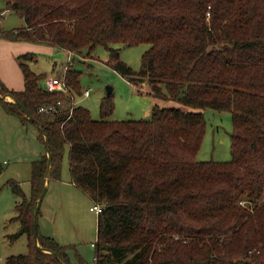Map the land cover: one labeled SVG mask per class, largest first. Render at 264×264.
<instances>
[{
    "label": "trees",
    "instance_id": "trees-1",
    "mask_svg": "<svg viewBox=\"0 0 264 264\" xmlns=\"http://www.w3.org/2000/svg\"><path fill=\"white\" fill-rule=\"evenodd\" d=\"M5 7L0 17L12 10L25 25L1 36L87 56L104 46L109 56L101 60L131 83L147 82L154 98L230 112L233 125L232 159L200 161L201 111L155 105L148 120H113L109 95L99 120L81 105L70 118L45 115L41 105L66 95L48 91L46 74L20 61L24 90L0 80V95L19 100L36 122L15 101L0 97V106L38 126L52 160L48 170L46 150L31 162L29 197L11 182L23 196L16 236H28L29 250L6 264H71L67 246L34 236L38 199L47 177L60 180L66 145L71 182L103 206L95 264H264V0H7ZM116 43L151 45L139 71L121 60ZM80 75L69 67L66 80L83 95ZM241 197L258 203L241 207Z\"/></svg>",
    "mask_w": 264,
    "mask_h": 264
},
{
    "label": "rangeland",
    "instance_id": "rangeland-1",
    "mask_svg": "<svg viewBox=\"0 0 264 264\" xmlns=\"http://www.w3.org/2000/svg\"><path fill=\"white\" fill-rule=\"evenodd\" d=\"M7 0H0V10L5 9ZM208 12V18L209 16ZM25 20L15 11L4 10L0 17V31H11L23 27ZM143 43L125 46L120 43L112 47L119 49L120 58L133 70L139 71L142 56L150 48ZM26 54L32 58L23 59ZM109 50L98 46L91 56L85 53L67 52L43 42L11 40L0 35V80L12 91H23L25 79L20 61H25L34 71L46 76H62L64 67L80 72L82 91L90 89V95H75L77 105L89 109L92 119L99 120L100 105L106 98L108 87L114 104L113 120H148L153 107H178L185 111H201L206 119V133L196 159L200 161H229L232 159V114L210 108L193 109L177 101L156 99L147 91V82L131 83L126 77L106 65ZM70 58V59H69ZM67 69V72H68ZM66 72V76H67ZM46 79V77H45ZM45 79L41 84L45 87ZM7 101H14L7 95ZM39 128L29 122L24 124L17 116L0 106V162L4 172L0 176V264H6L10 255L27 253L29 238L26 234L16 236L21 222L16 217V205L23 196L14 191L11 182L16 181L26 196H30L31 162L45 153V144L39 136ZM70 147L65 146L60 180L49 182L43 198L38 219L39 232L67 246L71 264H95L98 215L90 210L94 202L78 186L71 183ZM246 199L255 206L257 202ZM243 207L242 205H240Z\"/></svg>",
    "mask_w": 264,
    "mask_h": 264
},
{
    "label": "built area",
    "instance_id": "built-area-1",
    "mask_svg": "<svg viewBox=\"0 0 264 264\" xmlns=\"http://www.w3.org/2000/svg\"><path fill=\"white\" fill-rule=\"evenodd\" d=\"M70 59V58H69ZM67 67H64L62 76H47L45 79V88L48 91H59L66 95L65 100H58L55 103L41 105L38 110L40 113L45 115H59L61 113H69L68 118L72 116L74 107L77 106V99L71 92L67 80L66 72ZM90 95V89L84 90L83 96L88 97ZM264 200V197H263ZM240 205L247 206V200L242 199ZM91 211H94L98 216L103 211V206L100 203L94 202L90 207Z\"/></svg>",
    "mask_w": 264,
    "mask_h": 264
},
{
    "label": "water",
    "instance_id": "water-1",
    "mask_svg": "<svg viewBox=\"0 0 264 264\" xmlns=\"http://www.w3.org/2000/svg\"><path fill=\"white\" fill-rule=\"evenodd\" d=\"M111 90L112 88L108 87V90H107V95L109 96L111 94ZM1 98L3 99H6L8 96L7 95H0ZM14 101L21 107V109L25 112V114L31 119L33 120L34 122H36V120L34 118H32L30 115H29V112L27 110V108L17 99H15L13 97ZM45 138H46V150H47V155H48V170L50 169L51 167V160H52V157H51V153H50V149H49V142H48V139H47V136L44 134ZM48 186H49V177H47V181H46V186L44 188V190L42 191L39 199H38V203H37V206H36V209H35V214H34V236H35V239L37 240L38 239V233H39V223H38V219H39V212H40V208H41V204H42V201H43V198L48 190ZM48 252H51L53 253L52 251H48Z\"/></svg>",
    "mask_w": 264,
    "mask_h": 264
},
{
    "label": "crops",
    "instance_id": "crops-1",
    "mask_svg": "<svg viewBox=\"0 0 264 264\" xmlns=\"http://www.w3.org/2000/svg\"><path fill=\"white\" fill-rule=\"evenodd\" d=\"M18 28V27H17ZM72 183V182H71ZM73 184V183H72ZM74 185V184H73Z\"/></svg>",
    "mask_w": 264,
    "mask_h": 264
}]
</instances>
